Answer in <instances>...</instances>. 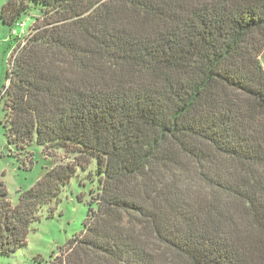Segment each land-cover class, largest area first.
I'll list each match as a JSON object with an SVG mask.
<instances>
[{"label":"trees","instance_id":"obj_1","mask_svg":"<svg viewBox=\"0 0 264 264\" xmlns=\"http://www.w3.org/2000/svg\"><path fill=\"white\" fill-rule=\"evenodd\" d=\"M33 10L5 135L76 157L16 204L0 179V253L95 160L84 228L46 264H264V0H7L1 17Z\"/></svg>","mask_w":264,"mask_h":264},{"label":"rangeland","instance_id":"obj_2","mask_svg":"<svg viewBox=\"0 0 264 264\" xmlns=\"http://www.w3.org/2000/svg\"><path fill=\"white\" fill-rule=\"evenodd\" d=\"M6 2L0 0V90L14 54L24 45L40 16L33 10L17 24L9 25L1 17ZM262 58L264 61V54ZM4 119V103L0 101V179L7 187L10 200L16 204L20 193L30 189L47 168L72 161L76 154L60 148L45 152L43 147L33 143L27 151L15 155L16 150L5 135ZM99 179L95 160H91L86 169L79 166L77 174L63 186L58 198L43 208L41 219L32 223L26 244L12 253H0V264H46L54 252L59 253L61 245L83 230L88 203L92 191L98 190Z\"/></svg>","mask_w":264,"mask_h":264}]
</instances>
